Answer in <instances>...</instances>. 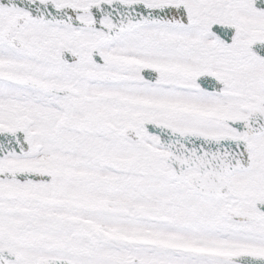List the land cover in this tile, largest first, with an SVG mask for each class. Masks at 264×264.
Instances as JSON below:
<instances>
[{
  "label": "flooded vegetation",
  "instance_id": "obj_1",
  "mask_svg": "<svg viewBox=\"0 0 264 264\" xmlns=\"http://www.w3.org/2000/svg\"><path fill=\"white\" fill-rule=\"evenodd\" d=\"M261 120L264 0H0V264H264Z\"/></svg>",
  "mask_w": 264,
  "mask_h": 264
}]
</instances>
